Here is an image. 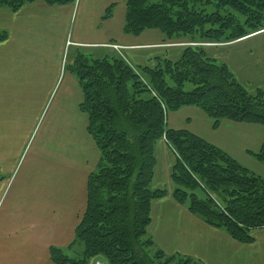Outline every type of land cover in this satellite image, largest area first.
Masks as SVG:
<instances>
[{"label":"trees","instance_id":"1","mask_svg":"<svg viewBox=\"0 0 264 264\" xmlns=\"http://www.w3.org/2000/svg\"><path fill=\"white\" fill-rule=\"evenodd\" d=\"M37 1L66 6L76 0H0V9L15 13ZM126 6V34L155 30L188 45L180 59L157 60L154 68L132 66L118 55L99 59L82 53L70 65L100 161L88 177L87 207L75 233L83 250L72 258L51 248V260L203 264L167 255L148 233L152 202L167 196L152 188L162 140L176 155L173 199L235 241L254 243L252 232L264 228V178L190 131L169 128L167 115L193 107L213 120L214 128L223 121L264 126V89L250 93L226 63L206 51L208 44L264 33V0H126ZM112 12L108 9L104 20ZM8 38L7 31L0 32V44ZM249 155L264 164V144Z\"/></svg>","mask_w":264,"mask_h":264},{"label":"crops","instance_id":"2","mask_svg":"<svg viewBox=\"0 0 264 264\" xmlns=\"http://www.w3.org/2000/svg\"><path fill=\"white\" fill-rule=\"evenodd\" d=\"M110 8L112 15L104 20ZM126 9V0H76L66 6L37 1L15 13L0 9V32L9 34L0 44V173L13 176L38 131L50 150L39 148L33 171L55 170L60 175L57 189L10 195V202L0 211V264H54L51 248L69 257L83 250L75 243V233L87 207L88 177L96 171L100 153L87 132L78 79L71 73L65 87L61 81L66 50L73 51V61L79 53L99 59L118 55L132 66L154 68L157 60L180 59L188 45L184 41L168 45L155 30L137 37L126 34ZM257 36L206 48L211 57L230 67L249 92L264 89V84L241 81L218 50ZM207 118L199 109L187 107L169 113L167 123L169 128L188 130L221 148L204 137L206 129L214 126ZM156 157L152 188L166 190L167 196L152 202L148 233L159 249L203 264H264V228L252 232L254 243L242 244L206 224L172 197L176 157L165 140L158 143Z\"/></svg>","mask_w":264,"mask_h":264},{"label":"rangeland","instance_id":"3","mask_svg":"<svg viewBox=\"0 0 264 264\" xmlns=\"http://www.w3.org/2000/svg\"><path fill=\"white\" fill-rule=\"evenodd\" d=\"M73 28L74 26H72V29ZM182 41L183 40L167 41L166 43L171 45L178 44ZM221 45L228 46V44ZM117 48L120 50L118 46ZM222 48H220L221 50H218L219 53H221L232 67L238 71L237 74L239 73L240 77L239 75L237 76L241 81L246 84L247 81H250L251 83H248V85L264 84V34H261L240 46ZM72 55V50H66L61 80L63 81V87H65L66 82L71 75L69 67L73 61ZM221 62L223 61L221 60ZM72 75L75 76L74 74ZM251 87L253 88V86ZM251 90H253V92L250 93L255 94L254 89ZM60 94L58 97H61ZM53 107L56 108L55 105H53ZM207 119L210 121L211 125L214 123L213 120L209 118ZM225 122L231 123L232 126L221 124L218 128L213 127V129H206L205 133H203L204 137L210 142L220 146L240 164H243V166L264 178V164L244 152V149H249V151L255 153L260 151L264 144V126L247 123H234L230 121ZM40 147L46 148L47 143L44 145L43 138H41L37 131L31 140L28 149L24 151L13 176L11 177L10 174L2 175L0 173V211L5 209L7 202H10V195L33 192L34 190L37 192L38 190H42V192L45 193V190L57 189L60 187L58 184L60 175L55 170H46V174L42 170L33 171L35 161L39 155L38 152L41 150L39 149ZM47 149L50 150L49 147H47ZM66 252L67 254H70L68 251ZM70 255L74 258L77 257V255Z\"/></svg>","mask_w":264,"mask_h":264},{"label":"built area","instance_id":"4","mask_svg":"<svg viewBox=\"0 0 264 264\" xmlns=\"http://www.w3.org/2000/svg\"><path fill=\"white\" fill-rule=\"evenodd\" d=\"M94 264H105V263L103 261H101V260H97V261H95Z\"/></svg>","mask_w":264,"mask_h":264}]
</instances>
